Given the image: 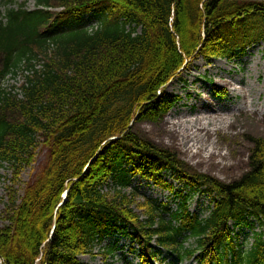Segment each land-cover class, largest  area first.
<instances>
[{
  "label": "trees",
  "instance_id": "obj_1",
  "mask_svg": "<svg viewBox=\"0 0 264 264\" xmlns=\"http://www.w3.org/2000/svg\"><path fill=\"white\" fill-rule=\"evenodd\" d=\"M33 1L32 9L24 1L0 14V78L22 61L32 70L21 98L0 88V168L8 164L15 185L39 143L47 157L21 197L7 188L0 264H86L78 257L117 235L136 245L141 264L162 263L164 254L196 264H264V138H248L247 168L226 183L131 128L177 104L164 86L197 57L230 61L261 42L264 53V2ZM88 15L95 28L84 24ZM32 60H43L42 68ZM215 94L224 96L217 87ZM165 173L210 197L209 215L190 212L183 191L171 211L131 186L138 177L173 190ZM248 217L259 231L245 250L229 223Z\"/></svg>",
  "mask_w": 264,
  "mask_h": 264
},
{
  "label": "rangeland",
  "instance_id": "obj_2",
  "mask_svg": "<svg viewBox=\"0 0 264 264\" xmlns=\"http://www.w3.org/2000/svg\"><path fill=\"white\" fill-rule=\"evenodd\" d=\"M24 1L28 9L34 8L33 0H13L12 3H7V0H0V12L3 13L7 7H15ZM240 1L264 2V0ZM90 17V15L85 16L88 25L91 22H96L94 17ZM87 18L90 19L87 20ZM262 49V42L254 43L243 54L231 61L225 59H220L219 62H214L216 59L205 61L203 58L197 57L185 65L179 75L164 86L165 92L179 96L177 104L155 120L148 117L134 120L131 126L132 132L141 139L149 140L158 147L174 152L190 169L205 173L226 183L238 178L247 168V157L250 149L248 138L252 136L264 138V53ZM18 75L20 77L11 75L12 77L8 79L7 84L20 88L22 75ZM215 87L224 96L215 97ZM232 88L235 90L232 91ZM206 94H208L209 101L218 113L229 115L228 122L208 126L213 131L210 137L211 141L218 145L217 152L221 156L225 155L224 166L216 167L211 160L208 162L201 161L202 158L199 155H193L196 148H192L191 152H185L183 146L173 144L160 131V126L164 121L176 122L179 119H190L199 112L209 111L210 106L207 103L200 108V100ZM202 154H204L202 156H206L208 151L204 150ZM46 157V148L39 143L34 151L33 162L23 168L19 181L15 185H12L10 181L13 175L8 164L5 163L0 168V227L6 224L4 216L5 206L8 202V186L12 185L16 191V196L21 197L23 188L28 182H31L46 161ZM213 160L220 161L221 158L216 156ZM164 178L173 184L174 189L172 191L154 186L139 178H132L131 186L136 187L140 195L157 203L166 204L171 210H175L180 203L179 196L175 192L183 190V193L190 195L188 199L189 210L200 218L208 216L212 208L210 197L201 192L189 193L186 186L169 173H165ZM132 207L141 214L142 209L138 208L135 203ZM230 228L238 243L245 250L249 248L252 242V233L259 231L258 223L252 217H248L244 223L240 224L231 222ZM111 246H113L112 252L102 253L105 248ZM93 253L92 255H81L78 259L86 264H140L135 255L136 245H132L126 235L106 237L95 246ZM172 264H195V261L192 259L180 263L173 261Z\"/></svg>",
  "mask_w": 264,
  "mask_h": 264
},
{
  "label": "bare ground",
  "instance_id": "obj_3",
  "mask_svg": "<svg viewBox=\"0 0 264 264\" xmlns=\"http://www.w3.org/2000/svg\"><path fill=\"white\" fill-rule=\"evenodd\" d=\"M219 61L221 60L216 59L214 62ZM231 90L234 91L235 88ZM208 101L209 96L206 94L204 98L200 100V108L207 103L210 106L209 111H205L204 113L199 112L190 119H179L176 122L164 121L160 126V131L162 135L167 136L173 144L183 146L185 152H191L192 148H196L193 155H199L202 158L201 161L208 162L211 160L216 167L224 166L225 163L223 160L225 159V155L221 156V154L217 152L218 145L216 142L211 141L210 137L213 131L208 128V126L210 124L215 125L228 122L229 115L218 113L213 104ZM204 150L208 151L206 156H202L204 155L202 154ZM216 156H220L221 160L214 161L213 159Z\"/></svg>",
  "mask_w": 264,
  "mask_h": 264
},
{
  "label": "water",
  "instance_id": "obj_4",
  "mask_svg": "<svg viewBox=\"0 0 264 264\" xmlns=\"http://www.w3.org/2000/svg\"><path fill=\"white\" fill-rule=\"evenodd\" d=\"M64 198H65V195H64Z\"/></svg>",
  "mask_w": 264,
  "mask_h": 264
}]
</instances>
